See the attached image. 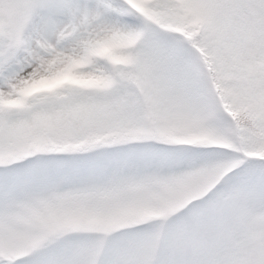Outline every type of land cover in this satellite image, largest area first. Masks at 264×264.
Returning a JSON list of instances; mask_svg holds the SVG:
<instances>
[{
	"label": "snow or ice",
	"instance_id": "1",
	"mask_svg": "<svg viewBox=\"0 0 264 264\" xmlns=\"http://www.w3.org/2000/svg\"><path fill=\"white\" fill-rule=\"evenodd\" d=\"M0 264H264V0H0Z\"/></svg>",
	"mask_w": 264,
	"mask_h": 264
}]
</instances>
